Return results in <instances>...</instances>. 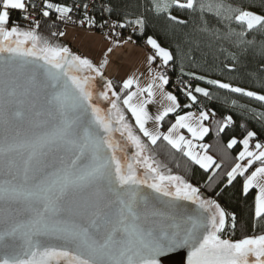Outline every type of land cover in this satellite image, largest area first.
<instances>
[{
    "label": "snow or ice",
    "instance_id": "obj_1",
    "mask_svg": "<svg viewBox=\"0 0 264 264\" xmlns=\"http://www.w3.org/2000/svg\"><path fill=\"white\" fill-rule=\"evenodd\" d=\"M60 24L130 29L145 72L115 82L113 47L94 62ZM205 48L229 71L255 59L258 89L193 71ZM262 136L264 0H0V264H264ZM237 184L249 222L217 199Z\"/></svg>",
    "mask_w": 264,
    "mask_h": 264
},
{
    "label": "trees",
    "instance_id": "obj_2",
    "mask_svg": "<svg viewBox=\"0 0 264 264\" xmlns=\"http://www.w3.org/2000/svg\"><path fill=\"white\" fill-rule=\"evenodd\" d=\"M59 27L62 30L63 24H60ZM133 37L138 43L144 40L143 38L137 36L136 34H133ZM108 39L111 40L110 38ZM128 42H132V41H128ZM191 59L193 61L198 62V65L193 67L192 69L193 71H196L198 74H200L205 68H207L208 74H210L212 78L223 79L226 82H231L234 85L249 88L252 90H257L259 87L258 84L255 82V80L252 78L255 75V72L253 71L256 68L255 59L247 63L246 67H241L239 70H233V71H229L227 68L224 67V65L229 62L227 59V53L221 55L218 49L209 51L208 49L205 48L203 52L194 51L191 53ZM209 65H211L210 68ZM177 75L179 74L177 73ZM196 83H200L201 86H204L203 82H196ZM180 101L182 104L188 102L187 99L184 100L180 99ZM253 106H255V104H253ZM216 107L220 111L225 110L224 107H222L219 103L216 104ZM191 110H195V107ZM234 118L238 120L240 119L239 116H235ZM247 123L250 128H253L257 131H259L261 127L260 124L254 120H248ZM261 139H264V136H262ZM206 142L214 145L212 152L215 153L216 151L215 139L206 138ZM157 158L160 159L163 163L167 164L168 167H171L173 169V172L179 174H184L185 168L188 165V161L186 160V158H184L180 153H175L174 150L170 151L167 145L160 146V150ZM227 163H231V159H229ZM177 165H179V167H177ZM197 180H199V172L197 173ZM200 184L201 185L203 184L202 180L200 181ZM239 187L240 186L238 184L236 185L235 188L230 187L229 190L222 197H219L217 199L221 203V206L225 208L227 213L235 212L237 216L240 218L241 223L249 222L253 208V200L245 199L244 197L240 196L238 193ZM260 231H261L260 229H257L256 232L254 233L251 228L242 230L241 228L238 227L235 236L232 238L233 239L243 238L245 234L248 235L260 234Z\"/></svg>",
    "mask_w": 264,
    "mask_h": 264
},
{
    "label": "crops",
    "instance_id": "obj_3",
    "mask_svg": "<svg viewBox=\"0 0 264 264\" xmlns=\"http://www.w3.org/2000/svg\"><path fill=\"white\" fill-rule=\"evenodd\" d=\"M73 26H67L62 30L66 36L61 40L70 46L73 51L92 58L95 61L102 59V53L107 47H113V52L109 53V64L105 68V73L109 78L119 82L127 75H140L145 72V60L147 52L132 42H124L116 45L113 41L97 32L87 31L76 33ZM145 80L147 74L145 73ZM155 108H153V112Z\"/></svg>",
    "mask_w": 264,
    "mask_h": 264
},
{
    "label": "built area",
    "instance_id": "obj_4",
    "mask_svg": "<svg viewBox=\"0 0 264 264\" xmlns=\"http://www.w3.org/2000/svg\"><path fill=\"white\" fill-rule=\"evenodd\" d=\"M63 26H64V25H63ZM71 26H74V25H71ZM78 27H79V26H78ZM82 29L87 30V31L97 32V33H99V34L105 36L107 39L110 38L113 42H116L117 39H119L120 41H123V40H126V41H127V37H128L129 34H131V35L133 36V34L131 33V30H130V29H129V30H124V31H123V36L120 37V38L109 37L108 35H105V33H107V30H106V29L104 30V33H102L101 30H99V29H89V28H87V27H84V28H82ZM133 41H135L134 44L139 45V46H140L141 48H143L145 51H148L147 48H146V46H145V40H142L140 43H138V42L134 39V37H133ZM172 81H173V83H172V85L169 87V90L175 92V93L178 95L179 99H182V100L186 99V98L183 96V94L180 93V92L178 91V87H183V86H184L183 83H182V81H181V80H178L176 76H173V77H172Z\"/></svg>",
    "mask_w": 264,
    "mask_h": 264
},
{
    "label": "rangeland",
    "instance_id": "obj_5",
    "mask_svg": "<svg viewBox=\"0 0 264 264\" xmlns=\"http://www.w3.org/2000/svg\"><path fill=\"white\" fill-rule=\"evenodd\" d=\"M69 26H71V25H69ZM63 28H65V26H63ZM62 28V29H63ZM73 28V31H75L76 33H78V32H82L83 34H87V30H84V29H82L81 27H78V26H73L72 27ZM101 35V34H100ZM103 36V35H102ZM126 40H123V41H120V43L119 44H122V43H124ZM128 42V41H127ZM116 45H119V44H117L116 42H114ZM138 46V45H137ZM140 47V46H139ZM141 48V47H140ZM141 49H143V48H141ZM144 50V49H143ZM147 52V51H146ZM101 60V59H100ZM99 60V61H100ZM95 62H98V61H95ZM192 111H195V110H192ZM230 214V213H229ZM227 238V237H226Z\"/></svg>",
    "mask_w": 264,
    "mask_h": 264
},
{
    "label": "water",
    "instance_id": "obj_6",
    "mask_svg": "<svg viewBox=\"0 0 264 264\" xmlns=\"http://www.w3.org/2000/svg\"><path fill=\"white\" fill-rule=\"evenodd\" d=\"M175 259L170 261L169 264H179L180 261V255L179 254H174ZM184 264H186V257H184Z\"/></svg>",
    "mask_w": 264,
    "mask_h": 264
}]
</instances>
